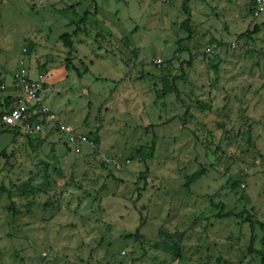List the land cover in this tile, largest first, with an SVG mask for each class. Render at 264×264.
Returning <instances> with one entry per match:
<instances>
[{
  "label": "rangeland",
  "instance_id": "obj_1",
  "mask_svg": "<svg viewBox=\"0 0 264 264\" xmlns=\"http://www.w3.org/2000/svg\"><path fill=\"white\" fill-rule=\"evenodd\" d=\"M252 8L0 0V112L43 79L29 127L0 125V264H264Z\"/></svg>",
  "mask_w": 264,
  "mask_h": 264
},
{
  "label": "built area",
  "instance_id": "obj_2",
  "mask_svg": "<svg viewBox=\"0 0 264 264\" xmlns=\"http://www.w3.org/2000/svg\"><path fill=\"white\" fill-rule=\"evenodd\" d=\"M252 7L253 15L255 17H261L264 20V0H252ZM14 81L17 83L21 95L16 100L14 106L0 112V125L5 127L27 126L25 122H27L29 110L31 106H33L30 103L38 104L41 99L40 91L43 83L42 77L26 79L22 74H16L14 76ZM41 127V124H37L30 129L36 132L41 130Z\"/></svg>",
  "mask_w": 264,
  "mask_h": 264
},
{
  "label": "trees",
  "instance_id": "obj_3",
  "mask_svg": "<svg viewBox=\"0 0 264 264\" xmlns=\"http://www.w3.org/2000/svg\"><path fill=\"white\" fill-rule=\"evenodd\" d=\"M60 40L62 41V44L68 48L69 50L72 49V41H71V35L68 33H64L61 35Z\"/></svg>",
  "mask_w": 264,
  "mask_h": 264
}]
</instances>
